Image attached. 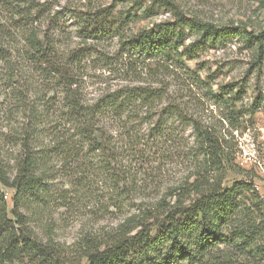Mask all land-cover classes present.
I'll return each mask as SVG.
<instances>
[{"label": "trees", "instance_id": "1", "mask_svg": "<svg viewBox=\"0 0 264 264\" xmlns=\"http://www.w3.org/2000/svg\"><path fill=\"white\" fill-rule=\"evenodd\" d=\"M118 1L131 12L165 10L172 18L134 32L131 13L115 16L94 0H0V187L12 191L11 206L0 192V264H79L41 239L35 223L100 183L117 202L133 194L137 174L172 141L174 124L192 128L202 156L189 194L161 201L162 211L146 209L151 225L131 217L80 259L224 264L226 248L229 262L264 264V209L251 183L222 186L224 147L187 112L184 92L202 81L183 62L240 37L260 68L264 27L218 26L172 0Z\"/></svg>", "mask_w": 264, "mask_h": 264}, {"label": "rangeland", "instance_id": "2", "mask_svg": "<svg viewBox=\"0 0 264 264\" xmlns=\"http://www.w3.org/2000/svg\"><path fill=\"white\" fill-rule=\"evenodd\" d=\"M65 1L51 0L59 6ZM73 1L75 4L76 0ZM172 1L182 12L195 14L218 26H233L253 33L264 27V0ZM94 2L96 6L111 7L115 16L131 13L128 28L134 32L172 18L165 10H156L150 17L144 16L142 11L131 12V5L118 0ZM254 55V50L249 49L242 38L234 37L222 46L207 47L193 61L183 60L184 66L196 72L202 81L191 86L189 93H184L189 100L188 114L219 137L224 147L227 162L222 186L229 187L237 181L251 183L264 209V62L260 68L253 65ZM172 90H175L173 86ZM225 91L228 95H224ZM173 128L172 141L158 147L154 155L151 154L152 163L137 174L133 194L117 202L101 183L94 185L91 191H82L69 206L55 205L44 213L34 225L38 236L59 244L70 262L85 264L80 259L84 248L113 239L119 227L131 217L142 215L145 219L139 221L145 220L151 225V215L143 212L146 209L162 211L161 201L173 204L176 197L187 196L197 179L196 173L203 169L192 128L179 124H174ZM1 132L4 131L0 128ZM0 192L11 206L12 191L0 187ZM222 250L219 254L222 263L234 264L233 257L229 262L231 251Z\"/></svg>", "mask_w": 264, "mask_h": 264}, {"label": "built area", "instance_id": "3", "mask_svg": "<svg viewBox=\"0 0 264 264\" xmlns=\"http://www.w3.org/2000/svg\"><path fill=\"white\" fill-rule=\"evenodd\" d=\"M253 187V186H252Z\"/></svg>", "mask_w": 264, "mask_h": 264}]
</instances>
